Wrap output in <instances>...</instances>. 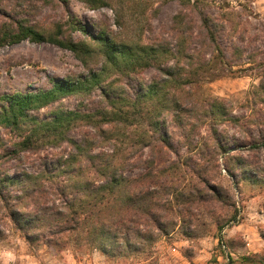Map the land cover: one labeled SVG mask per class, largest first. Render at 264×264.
Segmentation results:
<instances>
[{
  "label": "rangeland",
  "instance_id": "1",
  "mask_svg": "<svg viewBox=\"0 0 264 264\" xmlns=\"http://www.w3.org/2000/svg\"><path fill=\"white\" fill-rule=\"evenodd\" d=\"M18 4L12 2V7L7 8L10 17L17 15L45 31H53L62 24L70 34L67 22L76 18L87 26L89 33L104 30L117 44H164L173 48L176 40L187 39L188 57H183L180 65L188 81L169 90V94L181 100L185 110L177 117L171 114L165 119L173 149L153 142V146L163 147L162 152H156L153 146L139 141L141 136L134 138L135 143L130 139L123 141L124 144L105 141L99 130L89 126L75 128L71 136L95 140L94 153L119 149L120 160L128 162L124 174L130 179L170 167V186L185 189L186 196L194 192L191 196L195 198L190 205L188 199L178 203L177 194L170 195V212L163 218L164 224H168V234L153 228V222L143 217L145 225L140 228L147 236L141 240L139 251L131 252L120 246L114 255L90 245L86 235L85 240L68 233L58 238L41 229L42 235L29 241L3 215L5 212L0 213V264H264V146L258 150L252 147L264 138V0H126L125 27L116 24L112 9H92L81 0H69L67 6L59 1ZM178 15L183 17L184 24H174ZM205 16L211 20L210 31L202 20ZM8 17L1 15L0 22L10 21ZM177 27L186 32L178 33ZM211 32L215 33V43ZM72 36L75 40L90 39L80 30L72 32ZM104 61L101 56H92L86 66L70 50L49 42L24 40L0 46V96L46 91L57 79H82L91 74L90 70L99 71ZM167 64L173 65L175 61L168 58ZM109 73L103 75L104 86L113 81L117 92L124 91L129 96L135 95L140 84L146 86L163 78L152 66L138 68L136 73L117 68ZM87 88L36 114L40 119H50L60 110H103L101 89L94 87L89 92ZM214 104L221 107L219 113L225 120L215 122ZM145 130L150 128L142 127L140 134ZM215 136L226 146V152H214ZM21 139L16 131L0 126V146L5 143L0 147V156L13 150L14 143ZM72 150L63 143L38 153H22L19 169L37 172L41 167L40 157L49 160L61 154L66 157ZM239 159L253 169L258 168V173H252L253 178H259L255 183L243 175L237 183L228 171ZM18 162L10 160L5 166L13 174ZM88 178L96 181L92 174ZM102 180L97 177L96 186ZM205 180L221 190L224 202L207 191ZM140 184L143 189L160 192L159 185L152 187L146 181ZM158 201L164 203L165 199ZM180 208L189 211L178 213ZM119 210L117 203L115 209L106 208L103 215L117 217ZM153 210L160 212L158 206ZM235 212L237 219L232 220ZM219 225L224 226L220 229Z\"/></svg>",
  "mask_w": 264,
  "mask_h": 264
},
{
  "label": "trees",
  "instance_id": "2",
  "mask_svg": "<svg viewBox=\"0 0 264 264\" xmlns=\"http://www.w3.org/2000/svg\"><path fill=\"white\" fill-rule=\"evenodd\" d=\"M27 1L31 3L42 1L45 4L59 1L66 6L69 2V0H0V16L4 14L11 19L8 22H0V46L24 40L34 43L49 42L70 50L86 66L89 65L92 56H101L105 61L99 71L90 70V75L76 81L67 78L57 79L52 88L46 91L0 96V126L10 128L22 137L19 142L14 143L13 150L0 156V213L5 212L3 215L9 218L14 228L22 232L29 241L40 237L41 229H45L51 236L58 238L68 233L75 234L77 239L81 240L86 235L90 245L108 254L114 255L115 249L120 246L137 252L142 245L141 240L147 236L140 228L144 224L142 220L149 218L153 222V228L168 234V224H164L163 218L170 212L172 203L170 195L176 193L175 200L178 203L184 198L192 205L191 199L195 196L191 195H194V192L186 196L185 189L170 186V167L157 173L150 172L130 179L124 174L128 162L120 160L118 153L121 151L119 149L116 151L115 145L111 153H94L95 140L87 137L78 140L71 136V132L79 126H89L99 130L101 138L105 141L114 140L124 144L130 139L135 143L134 138L141 136L139 141L143 145L152 147L153 142H160L164 147L173 149L170 135L166 131L165 119L171 114L177 117L185 110L181 100L169 94V90L181 87L188 81L184 78L183 67L180 65V60L188 57L185 52L187 39L176 40L173 48L164 44L146 46L117 44L104 30L89 33L87 26L76 18L67 22L70 23V34L66 33L67 30L62 24L53 31H45L17 15L10 17L7 8L12 7V2L21 4ZM81 1L92 9L102 7L112 9L115 12L116 24L125 27L126 0ZM129 15L134 17V13ZM202 20L210 31L212 23L209 17L205 16ZM184 22L181 15L174 17V24L182 25ZM76 30L87 33L90 36L89 41L75 40L72 32ZM176 31L186 32L185 29L178 27ZM211 35L212 42L215 43V33L211 32ZM168 58L173 59L175 64L169 66ZM148 66L156 68L163 78L153 80L146 86L140 84L134 96L126 95L124 91L117 92L113 81L112 86L103 84V75L110 74L114 68L136 73V69ZM111 67L113 69H109ZM86 86L89 87L87 88L89 92L94 87L101 89L105 102L103 110L96 112L60 110L50 119H40L36 114L42 108L54 105L64 97L83 91ZM212 108L215 122L225 120V116L219 113L221 107L218 104H214ZM104 125L108 127L104 128ZM146 125L150 130L140 134L139 130ZM214 138L217 143L214 152H226L227 148L218 140V136ZM63 143L73 148L66 157L65 154L51 160L40 157L41 167L37 172L19 169L22 153H38L47 147H60ZM162 145L155 144L152 148L156 152H162ZM4 146L5 143L0 147ZM261 146H264V138L252 145L255 150L261 149ZM14 159L19 162L12 174L5 165ZM155 163V160L151 162L152 167ZM175 168L178 169L176 166ZM233 168L238 170H232ZM228 171L237 179V183L242 179L240 175H243L244 179H252L254 183L259 179L253 178L252 175L258 173V168L249 167L241 159L232 167L229 166ZM89 174L94 175L96 181L97 177L102 178V183L96 186V181L92 182L88 178ZM205 175L208 173L205 172ZM55 178L58 179L56 182ZM142 181L150 182L152 187L159 185L160 192L149 188L143 189L140 184ZM205 181L207 191L224 202L221 190L209 184L208 180ZM16 191L20 193L14 194ZM160 199H165V202L161 203L158 201ZM117 203H120L117 217L109 214L112 217L107 218V214L103 215L106 208L115 209ZM157 206L160 212L153 210ZM184 211L187 212L189 209L180 208L178 213ZM231 219H237V212L233 213ZM223 226L219 225V228L222 229ZM228 258L232 259L230 254Z\"/></svg>",
  "mask_w": 264,
  "mask_h": 264
},
{
  "label": "built area",
  "instance_id": "3",
  "mask_svg": "<svg viewBox=\"0 0 264 264\" xmlns=\"http://www.w3.org/2000/svg\"><path fill=\"white\" fill-rule=\"evenodd\" d=\"M224 247H225V245H224ZM227 257H228V254H227ZM229 259V258H228Z\"/></svg>",
  "mask_w": 264,
  "mask_h": 264
}]
</instances>
